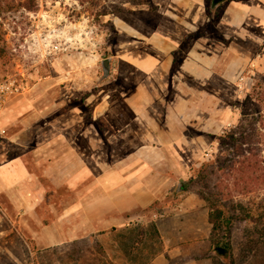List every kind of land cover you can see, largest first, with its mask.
I'll return each instance as SVG.
<instances>
[{
  "label": "rangeland",
  "instance_id": "1",
  "mask_svg": "<svg viewBox=\"0 0 264 264\" xmlns=\"http://www.w3.org/2000/svg\"><path fill=\"white\" fill-rule=\"evenodd\" d=\"M24 1L8 0L13 8L3 2L0 10V173L8 178L12 170L9 164L15 157L26 169L14 181L6 180L5 185L0 182V264H159L153 260L163 252L170 264L187 257L195 259L196 264H217L205 202L195 187L175 193L176 184L186 183L190 169L202 160L198 153L184 162L182 171L176 158L164 157L160 150L156 149L153 158H146L151 146L145 142V155L140 161L129 157L124 160L132 163L130 168L134 164L142 167L135 178L146 186L141 190L148 192L142 195L146 202L126 211L105 204L107 186L119 184L122 168L129 167L121 156L106 155L107 135L113 126L104 116L93 119L90 115L96 113V106L102 113L108 102L121 100L122 91L132 88L139 79L115 55L122 37L110 18L132 6H145L149 14L155 15L151 1L35 0L33 9L22 6ZM260 54L259 69L250 73L253 78L264 76V48ZM105 59L110 62V75L102 79ZM219 95L223 102L210 109L211 118L218 110L220 117L221 113L229 115L231 103L239 101L232 102L240 95L238 91L196 94L194 98L205 96L213 104ZM43 107L55 115L66 113L67 119L60 125L64 128L75 121L68 118V113L73 107L79 108V131L98 138L94 164L84 160L81 173L68 178H63L58 166L51 165L56 155L51 160L43 156L44 138L48 133H57L59 126L54 122L55 115H42ZM33 108L38 110L37 117L31 115ZM119 128L115 126V130ZM151 167L157 173L167 171L165 179L155 176L153 181ZM168 178L174 182L168 184ZM259 197L251 191L233 200L251 207ZM94 198L98 203L91 209L89 202ZM245 227L251 229L252 223L239 219L232 222V256L236 264L242 263L240 230ZM75 228L80 230L73 232ZM194 228L199 230L195 238L198 247L171 256L175 239L166 236L167 244L159 230L168 235L176 229Z\"/></svg>",
  "mask_w": 264,
  "mask_h": 264
},
{
  "label": "crops",
  "instance_id": "2",
  "mask_svg": "<svg viewBox=\"0 0 264 264\" xmlns=\"http://www.w3.org/2000/svg\"><path fill=\"white\" fill-rule=\"evenodd\" d=\"M150 1L155 15L149 14L145 6H132L127 12L110 18L122 37L115 55L127 63L131 73L138 74L139 79L134 81L132 88L122 91L121 100L108 102L102 113L96 106V113L90 118L104 116L113 126L114 130L107 135L106 155L121 156L123 164L128 162L125 161L128 157L140 161L145 155V142L149 141L151 147L146 158H153L154 152L160 150L164 157L176 158L177 165L182 164V170L184 162L192 155L198 153L197 156L203 157L212 149L213 135L224 131L234 113L231 103L229 115L221 113L220 117L218 110L211 118L210 109L218 108L223 102L222 97L219 95L211 104L205 96L195 99L194 95L238 91L240 95L233 99L234 102L252 84L250 73L259 69L260 50L264 48V0H224L217 7L213 6L216 11L214 21L209 15L208 0ZM41 111L45 116L55 115L46 112V107ZM31 113L32 117H37V108ZM78 113L79 108L73 107L68 118L75 121L64 128L60 125L67 119V114L57 112L54 122L59 131L48 133L44 138L43 156L51 160L56 155V161L51 165L58 166L63 178L81 173L84 160L94 164L93 158L97 156L98 138L91 132L83 134L79 131L81 125L77 119L82 115ZM210 123H213L211 127ZM114 125L120 128L115 130ZM131 164L128 162L129 168L122 166L120 183L108 185L105 192V204L117 211H126L132 205L146 202L142 195L146 196L148 192L141 191L146 186L135 178L142 167L134 164L130 168ZM9 168L12 170L8 172V178L0 173L2 185L26 172L19 157L10 162ZM89 171L92 172V168ZM154 171V167L149 170L153 181H156L155 176L161 181L165 179L166 170L162 173ZM168 180V184L174 182L172 178ZM152 195L149 190V196ZM97 203V198L94 202L91 200L90 208ZM79 230L75 228L73 232ZM159 232L163 239L174 237L172 248L175 252L171 256L178 257L184 254L183 250L198 247V240H195L199 237L198 229H176L168 235ZM167 244L165 247H169ZM187 258L178 264L197 263L192 257ZM157 261L170 264L165 252L153 263Z\"/></svg>",
  "mask_w": 264,
  "mask_h": 264
},
{
  "label": "trees",
  "instance_id": "3",
  "mask_svg": "<svg viewBox=\"0 0 264 264\" xmlns=\"http://www.w3.org/2000/svg\"><path fill=\"white\" fill-rule=\"evenodd\" d=\"M13 8L8 0H0ZM22 5V3H21ZM35 0H25L24 7L33 9ZM209 15L214 21L213 1H208ZM110 75V62L102 63V79ZM233 105V119L222 131L213 135L212 149L190 169L186 183L176 184L175 193H182L188 186L208 208L207 221L211 226L212 246L217 264H236L233 255L231 226L235 219L252 223L251 229L242 232L239 248L240 264H264V76L253 78L251 86ZM254 191L259 193L254 206L245 207L234 201L237 195ZM216 246L224 248L219 254ZM224 261V262H222Z\"/></svg>",
  "mask_w": 264,
  "mask_h": 264
},
{
  "label": "water",
  "instance_id": "4",
  "mask_svg": "<svg viewBox=\"0 0 264 264\" xmlns=\"http://www.w3.org/2000/svg\"><path fill=\"white\" fill-rule=\"evenodd\" d=\"M213 1V6H216L218 3L224 1V0H212ZM103 65L107 68L109 60L105 59L102 61ZM215 249L218 251L219 254L223 255L225 253V250L221 246H216Z\"/></svg>",
  "mask_w": 264,
  "mask_h": 264
},
{
  "label": "built area",
  "instance_id": "5",
  "mask_svg": "<svg viewBox=\"0 0 264 264\" xmlns=\"http://www.w3.org/2000/svg\"><path fill=\"white\" fill-rule=\"evenodd\" d=\"M2 97H3V95H2V93L0 94V103H1V101H2Z\"/></svg>",
  "mask_w": 264,
  "mask_h": 264
},
{
  "label": "bare ground",
  "instance_id": "6",
  "mask_svg": "<svg viewBox=\"0 0 264 264\" xmlns=\"http://www.w3.org/2000/svg\"><path fill=\"white\" fill-rule=\"evenodd\" d=\"M217 7V6H216Z\"/></svg>",
  "mask_w": 264,
  "mask_h": 264
}]
</instances>
